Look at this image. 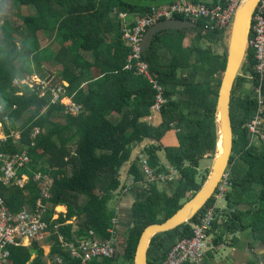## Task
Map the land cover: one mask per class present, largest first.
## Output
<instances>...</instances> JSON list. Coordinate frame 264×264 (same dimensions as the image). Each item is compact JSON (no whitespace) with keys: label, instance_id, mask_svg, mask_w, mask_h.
<instances>
[{"label":"trees","instance_id":"1","mask_svg":"<svg viewBox=\"0 0 264 264\" xmlns=\"http://www.w3.org/2000/svg\"><path fill=\"white\" fill-rule=\"evenodd\" d=\"M10 1L22 24L14 29L5 24L0 37V122L7 135L0 152L9 157L24 154L28 160L15 168V177L8 183L0 181V197L12 214L40 212L51 263L44 261L45 250L33 241L11 247L7 264H57L56 257L66 264H80L63 245L77 243L89 231L101 241L111 239L116 247H123L111 257L88 264H132L142 229L169 217L207 175L208 171L199 176L198 165L215 150V103L221 78L216 83L214 78L217 73L222 76L226 60L223 51L215 53L213 47L219 44L221 48L226 28L199 19L195 29L167 30L153 37L141 58L165 100L159 111L161 121L154 125L145 119L151 115L158 91L136 73L134 61H128L130 48L123 31L151 14L154 7L178 0ZM21 9L27 13L20 15ZM121 14L124 19L119 18ZM14 35L20 38L18 46ZM43 39L59 43L58 48L42 47ZM73 44L77 50L69 52ZM256 64L248 50L241 70L245 75L236 78L231 95L233 147L224 190L215 192L223 195L226 206L216 208L214 194L190 220L155 234L147 251L148 264L161 263L177 239L191 236V223L208 207L215 213L208 228L213 241L227 235L238 239L237 233H244L251 246L264 242V104L259 105L252 90L237 91L247 81L252 87L261 85L264 103V76L255 70ZM31 77L43 85L23 83ZM62 97L78 106L75 113ZM256 115L261 117L260 133L249 128ZM172 129L177 145L165 143ZM145 140L148 143L143 144ZM137 147L140 154L129 161ZM126 163L130 182L122 190L144 182L148 189L131 204V225L123 238L113 226L116 213L111 206L121 185L120 169ZM172 169L178 177L163 180L171 189L168 194L153 180H161ZM23 177V183L16 184ZM45 183L46 196L42 193ZM57 206H64L66 212L54 218ZM71 219L75 229L67 223Z\"/></svg>","mask_w":264,"mask_h":264},{"label":"built area","instance_id":"2","mask_svg":"<svg viewBox=\"0 0 264 264\" xmlns=\"http://www.w3.org/2000/svg\"><path fill=\"white\" fill-rule=\"evenodd\" d=\"M217 1V2H216ZM221 2V3H220ZM240 0H196L191 2L188 0H178L173 5H164L154 7L151 14L145 17H141L133 22L134 25L129 28L125 27L123 31V39L127 46L130 48V55L128 61L131 63L134 61V68L138 75L145 76L149 81L154 84V88L158 91L155 96V102L151 106V110L160 111L161 104L164 103L162 97V88L154 80H152L147 64L142 60V51L140 44L146 30L155 24L156 22L163 20H171L176 16H181L184 19L196 22L199 19H206L215 23L220 28H229L234 14L235 8L238 6ZM224 6V7H223ZM264 0H261L256 7L250 28V34L248 39V49L254 54V58L257 61L255 70L261 76H264ZM122 15V14H121ZM120 18L124 19L125 15ZM209 26V25H208ZM210 29H213L211 26ZM130 67V64L128 68ZM35 82L39 85L43 83L34 77ZM36 83V84H37ZM260 86H258L257 92H260ZM65 97H62L61 101ZM261 102V100H260ZM65 103V102H64ZM71 106V112L75 113L78 106L74 105L68 100L65 103ZM261 117L256 115L251 121V124L257 126ZM9 124V121H7ZM6 123V124H7ZM0 145L6 139L7 135L4 133V126L0 122ZM12 136V134H11ZM28 158L22 154H15L11 157L6 156L0 152V181L4 184L8 183L15 177L14 170L17 166H22L26 163ZM143 170L150 174V171L146 165L143 166ZM162 176V175H161ZM160 176V177H161ZM226 177L219 184L218 190L222 192L226 184ZM25 177L21 180L16 179V184L21 185ZM48 183V182H47ZM47 183L42 187V193L47 194ZM38 211V210H37ZM215 216L213 207H208L204 214L198 219V221L191 224L192 235L189 237H183L177 239L176 242L168 250L165 259L159 264H187L198 263L204 256L209 246L208 228L211 225V221ZM40 212L30 214L25 210L12 214L6 207L4 200L0 197V264H7L11 255V247L28 246L33 241H39L45 236L46 224L40 220ZM89 236L78 241L77 243L64 244L63 246L68 251L72 260L80 261V264H88L93 259L101 257L113 256L115 250H118L113 240L101 241L93 235L92 231L88 232ZM55 262L57 264H66L62 257H56Z\"/></svg>","mask_w":264,"mask_h":264},{"label":"water","instance_id":"3","mask_svg":"<svg viewBox=\"0 0 264 264\" xmlns=\"http://www.w3.org/2000/svg\"><path fill=\"white\" fill-rule=\"evenodd\" d=\"M261 0H240L234 10L227 40L222 38L221 48L225 55V67L216 94L215 122L217 141L212 162L199 189L169 217L163 221L147 224L141 231L132 257V264H148L147 251L152 237L190 220L206 204L226 177V170L233 147V128L230 116V101L235 80L245 62L248 50L253 14ZM196 24L183 19L156 22L143 35L140 48L142 52L150 47L153 37L167 30L195 29Z\"/></svg>","mask_w":264,"mask_h":264},{"label":"crops","instance_id":"4","mask_svg":"<svg viewBox=\"0 0 264 264\" xmlns=\"http://www.w3.org/2000/svg\"><path fill=\"white\" fill-rule=\"evenodd\" d=\"M187 36H191V35L187 34ZM186 43H187V39L185 40V44ZM165 140L169 142L168 145L178 144L177 136L171 130L167 133ZM138 150H139L138 147L133 149L131 156H130L131 159H132V155L135 152H138ZM131 159L129 161H131ZM127 163L123 165L124 168L126 167V165H129ZM127 170L128 169H126V171ZM121 174L123 173L120 169V175ZM125 177L126 176L123 175L122 178L125 179ZM125 183L127 184L126 181L124 180L121 181V185L114 192L115 198L111 206L114 208V211L116 213L113 219L114 220L113 226L117 232H119L122 228H127L131 224V217H130V207L131 206L127 207L122 203L127 202L129 200L131 201V203H133L135 199L140 198L139 194L143 193L141 187H130L129 186L125 191L122 190ZM118 202L120 203L118 204ZM65 212H66V208L64 206L55 207L54 218H56L58 214L65 213ZM72 220L74 221V219H71L67 223H71ZM45 236L38 242H40L42 246L44 243H46L49 249L47 248V250H45V248L44 247L43 248L45 251H49L50 246L47 243ZM237 238L238 239H233L232 237H223V240L218 241L216 239V241H213V237H209L208 239L209 246L203 258L198 263H187V264H250V261H253L254 264H262L264 261V242L259 240L253 246H251L249 244L250 237H247L246 242H244L243 245H240L241 243L240 238L239 237Z\"/></svg>","mask_w":264,"mask_h":264},{"label":"rangeland","instance_id":"5","mask_svg":"<svg viewBox=\"0 0 264 264\" xmlns=\"http://www.w3.org/2000/svg\"><path fill=\"white\" fill-rule=\"evenodd\" d=\"M17 13V10H16V8H15V6L11 3V1L10 0H0V37H1V35H3V33H2V28L5 26V24H8V26L11 28V29H14L15 27H21V21H20V19L19 18H17V17H15V14ZM27 12H25V9L23 10V9H21L20 10V15H25ZM121 17H123V15H121ZM120 18V17H119ZM176 19H183V20H186V19H184V18H176ZM189 35V34H188ZM191 35V34H190ZM227 38V37H226ZM227 40V39H226ZM14 42L16 43V45L18 46V44H19V42H20V38L18 37V36H16V35H14ZM54 43V42H53ZM48 45H50V47L52 48V49H56V48H58V46H59V43H57V42H55L54 44H49V41H47V40H41V46L42 47H46V46H48ZM70 48H69V52H73V50H77V46H76V44H73V45H70L69 46ZM68 51V50H67ZM213 51L215 52V53H218V54H221L222 53V50H221V48L219 47V44L218 45H216V46H214L213 47ZM68 55H70V54H68ZM71 57V55L70 56H67V60H69L68 58H70ZM241 70H242V68H241ZM240 70V72H239V75H241V76H243V75H245L244 74V72H242ZM238 75V76H239ZM219 78H221V75L220 74H216L215 75V78H214V81H215V83L219 80ZM34 79V77H31V78H25V81L23 82V83H26V84H28V85H30L31 87H35V86H38L39 84L37 83V82H35V80H33ZM37 83V84H36ZM252 84L251 83H249V81H247V82H244L238 89H237V91H238V93L239 92H241L242 90H251L252 89V86H251ZM253 91V90H252ZM260 98L262 99L263 98V96L262 95H260ZM63 102H65V103H68V99L67 98H65L64 100H63ZM151 115L150 116H147L146 117V121L147 122H149V123H151V124H154V125H157V124H159L160 123V121H161V116H160V113L158 112V111H152L151 110V113H150ZM258 122H260V121H258ZM8 124V123H7ZM259 123H257V125H258ZM9 126V125H8ZM249 128L252 130V131H254L255 133H260L259 132V130H258V126H256V125H254V124H249ZM172 132H174L175 134H176V131H175V129H172L171 130ZM0 134H1V132H0ZM261 137H264V134H263V136H262V134H261ZM145 143H148L147 142V140H145L144 142H143V144H145ZM165 143L166 144H169V142H167L166 140H165ZM171 143V142H170ZM136 153L137 152H135L133 155H132V159H134V157L136 156ZM140 154V152H138L137 153V155H139ZM161 156H163V152H160V157ZM144 157V156H143ZM131 159V158H130ZM131 159V160H132ZM211 162H212V157H210V154H205L203 157H202V159L200 160V162H199V165H198V173H199V176H203L204 174H205V172H207L208 170H209V168H210V165H211ZM128 165H126V167L124 168L123 166H122V168H121V171H122V173L123 174H121L120 175V177L122 176L123 177V175H125V176H128L127 175V171H126V169H128ZM147 174V176H148V180H151V176L150 175H152V174H148V173H146ZM121 177V178H122ZM178 177V173L175 171V170H169V174H163L160 178H161V180H153L154 181V183H156V185H157V187L161 190V189H163V190H165V192L166 193H168V194H170V192H171V189L167 186V183H165L163 180H169V179H176ZM126 181L127 183L128 182H130V180H129V178H127L126 177V179H123L122 178V180L121 181ZM122 184H123V182H122ZM129 185V184H128ZM127 185V186H128ZM141 188H142V192L144 193L147 189H148V184H146L145 182L142 184V186H140ZM143 193H140L139 195H140V197H143L144 196V194ZM133 198H135V197H133ZM120 202H118V204H119ZM122 204H124L125 206H131V201L129 200V201H127V202H123ZM214 206L216 207V208H219V209H223L225 206H226V203H225V199L223 198V195H221V193L220 194H215V203H214ZM245 208H247V206L245 207ZM58 209V208H57ZM56 209V210H57ZM62 214H65V213H62ZM158 218L159 219H161L162 218V216H158ZM71 223H72V226H74L75 225V221H71ZM192 224V223H191ZM131 225V224H130ZM129 225V226H130ZM128 226V227H129ZM122 228L119 232H118V235L120 236V237H123V236H126L127 234H128V229L129 228ZM74 228H75V226H74ZM237 235H239V236H237V237H239L240 238V241H241V243H240V245H243L244 244V242H246V240H247V234H238L237 233ZM247 236V237H246ZM226 237H231V235H227ZM123 238H125V237H123ZM123 240V239H122ZM39 244H40V242H38ZM115 243H116V240H115ZM117 244V243H116ZM41 245V244H40ZM123 244H120V245H118V247H117V249H118V251L119 252H121L122 251V246ZM42 246V245H41ZM42 247H44L45 248V250H47V248L49 249V247H48V245L46 244V243H44L43 244V246ZM44 248H43V250H44ZM48 253H50L49 251H45V255H44V257H43V259H44V261L45 262H47V263H49L50 262V258H49V256H48ZM262 264H264V261H263V263Z\"/></svg>","mask_w":264,"mask_h":264},{"label":"clouds","instance_id":"6","mask_svg":"<svg viewBox=\"0 0 264 264\" xmlns=\"http://www.w3.org/2000/svg\"><path fill=\"white\" fill-rule=\"evenodd\" d=\"M232 18H233V16H232ZM174 19H176V18H174ZM191 22V21H190ZM231 22H232V20H231ZM192 23H195V22H192ZM196 24V23H195ZM230 26H231V24H230ZM230 26H229V28L225 31V33L223 34V38H225V39H227L228 38V35H229V32H230ZM227 37V38H226ZM248 47V46H247ZM249 50V49H248ZM247 50V51H248ZM143 53V52H142ZM257 89H258V87H252V89L251 90H253V94L256 96V98H257V100H258V102H259V105L262 107V105L264 104L263 103V98L261 99L260 98V95H261V92H257ZM260 91H261V89H260ZM260 100H261V102H260ZM218 189V188H217ZM49 263H51V260H50V262Z\"/></svg>","mask_w":264,"mask_h":264},{"label":"bare ground","instance_id":"7","mask_svg":"<svg viewBox=\"0 0 264 264\" xmlns=\"http://www.w3.org/2000/svg\"><path fill=\"white\" fill-rule=\"evenodd\" d=\"M217 144H218V141H217Z\"/></svg>","mask_w":264,"mask_h":264}]
</instances>
